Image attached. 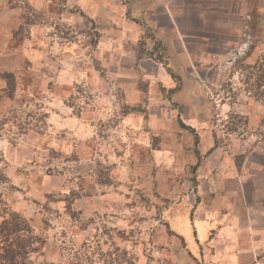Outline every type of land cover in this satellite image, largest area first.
<instances>
[{
	"label": "rangeland",
	"instance_id": "1",
	"mask_svg": "<svg viewBox=\"0 0 264 264\" xmlns=\"http://www.w3.org/2000/svg\"><path fill=\"white\" fill-rule=\"evenodd\" d=\"M178 1L0 0V223L43 239L28 264H264V51Z\"/></svg>",
	"mask_w": 264,
	"mask_h": 264
},
{
	"label": "crops",
	"instance_id": "2",
	"mask_svg": "<svg viewBox=\"0 0 264 264\" xmlns=\"http://www.w3.org/2000/svg\"><path fill=\"white\" fill-rule=\"evenodd\" d=\"M177 2L184 5L191 3L178 0ZM195 2L193 3L198 5L196 8L199 11L206 10L210 21L215 26H219V29L222 28L220 33L229 37L225 42L227 47L232 48L230 54L232 57H242L245 61L252 62L263 53L264 38L259 39L254 27L259 28L264 25V0H197ZM202 12L197 13V18H201ZM244 51L245 53H242ZM231 254L230 252L232 264H237L238 258L235 254L232 257Z\"/></svg>",
	"mask_w": 264,
	"mask_h": 264
},
{
	"label": "trees",
	"instance_id": "3",
	"mask_svg": "<svg viewBox=\"0 0 264 264\" xmlns=\"http://www.w3.org/2000/svg\"><path fill=\"white\" fill-rule=\"evenodd\" d=\"M244 69L250 70L253 76H258L257 84L264 86V56L257 63ZM0 179L3 181L7 179L1 167ZM0 242L3 243V247L0 248V264H28L29 256L32 252L38 251L37 245L42 243L43 239L35 233L28 220L17 213H12L11 218L0 223Z\"/></svg>",
	"mask_w": 264,
	"mask_h": 264
}]
</instances>
